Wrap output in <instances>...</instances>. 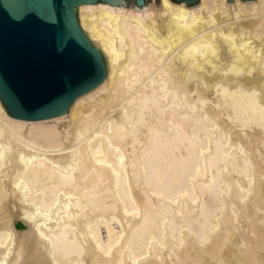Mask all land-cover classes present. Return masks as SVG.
<instances>
[{"label": "bare ground", "instance_id": "bare-ground-1", "mask_svg": "<svg viewBox=\"0 0 264 264\" xmlns=\"http://www.w3.org/2000/svg\"><path fill=\"white\" fill-rule=\"evenodd\" d=\"M76 8L107 79L0 103V264H264V0Z\"/></svg>", "mask_w": 264, "mask_h": 264}, {"label": "water", "instance_id": "water-1", "mask_svg": "<svg viewBox=\"0 0 264 264\" xmlns=\"http://www.w3.org/2000/svg\"><path fill=\"white\" fill-rule=\"evenodd\" d=\"M148 1L152 5L151 0H0V103L5 113L25 121L64 115L76 98L107 79L104 53L79 26V5L100 2L146 11ZM171 1L187 7L199 2ZM159 6L155 0L154 7Z\"/></svg>", "mask_w": 264, "mask_h": 264}, {"label": "rangeland", "instance_id": "rangeland-1", "mask_svg": "<svg viewBox=\"0 0 264 264\" xmlns=\"http://www.w3.org/2000/svg\"><path fill=\"white\" fill-rule=\"evenodd\" d=\"M149 2V1H148Z\"/></svg>", "mask_w": 264, "mask_h": 264}]
</instances>
